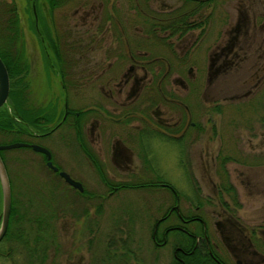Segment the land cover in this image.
Returning a JSON list of instances; mask_svg holds the SVG:
<instances>
[{"label":"flooded vegetation","instance_id":"obj_1","mask_svg":"<svg viewBox=\"0 0 264 264\" xmlns=\"http://www.w3.org/2000/svg\"><path fill=\"white\" fill-rule=\"evenodd\" d=\"M20 1L21 7L9 8H15L10 15L17 13L21 35L24 117L15 115L6 97L4 113L20 126L4 131L22 134L18 141L31 150L35 143L28 139L43 137L51 144L56 131L85 175L63 171L52 152L37 144L48 156L34 150L40 153L36 165L57 179L48 182L56 194L38 183L29 187L26 179L13 190L6 172L14 213L43 221L64 206L74 215V191L99 196L85 187L102 188L106 196L164 189L151 240L162 245L172 236L177 264H264V208L260 225L243 228L232 207L237 188L264 185L263 153L252 154L242 144L253 140L262 149L264 129L237 132L243 124L253 129L244 116L238 124L227 118L220 132L213 116L220 111L218 100L264 90V0H237L235 6L221 0L228 11L214 0ZM33 44L35 68L28 46ZM258 120L264 124V117ZM171 147L187 190L177 189L158 164L156 155H167ZM140 171L151 178L140 179ZM211 202L216 237L204 220ZM49 203L54 211L44 213L41 207Z\"/></svg>","mask_w":264,"mask_h":264},{"label":"rangeland","instance_id":"obj_2","mask_svg":"<svg viewBox=\"0 0 264 264\" xmlns=\"http://www.w3.org/2000/svg\"><path fill=\"white\" fill-rule=\"evenodd\" d=\"M214 1V5H219L220 10L228 11L226 2ZM12 3L17 7L22 6L20 0H0V36L6 32L3 23V11ZM231 4L235 6L237 0H231ZM27 38L34 41L29 32H27ZM28 46L29 56L33 62V68H35L36 49L34 44ZM228 101L231 100L227 98L218 100L220 111L213 115L219 119L217 121L220 123V132H222L223 123L226 122L227 118L237 121L238 124L243 121L244 116H250L248 119H251L249 121L252 122L253 129L243 124L238 126L239 131L237 132L258 133L264 129V124L259 125L258 120L264 117V90L257 93L253 92L237 101H231V106L228 105ZM234 107L238 108L235 109ZM234 125L229 126L230 131ZM57 134L56 131L51 134L53 136L51 144L43 137H31L28 140L48 148L52 152V162L59 164L63 171L73 177L77 178L79 174L84 178L85 172L75 163L69 151L62 146ZM21 136L23 135L19 133L14 134L0 130V144L22 140ZM251 142L254 141L248 140L247 143L245 141L241 143L248 152L252 154L260 152L263 153L264 157V147L262 149L254 147ZM170 149L172 151L167 155H156L158 164L164 169V175L167 179L177 189L187 190L188 186L174 166L175 152L172 147ZM2 153V160L13 190L20 185L21 179H26L29 187L38 183L44 192L47 193L51 190L56 194V191L48 187V182L57 179L50 176L45 168L36 165L40 161L38 151L17 146L5 148ZM8 157L12 160L7 159ZM139 176L140 179H146L151 178L152 175L148 174L147 176L140 171ZM82 180L86 185L87 179ZM85 190L99 193V196L86 197V195L74 191L76 194L71 196L74 198L72 205L70 204L74 215H69L64 206L56 207L57 210L59 208L60 212L57 217H48L43 221L22 219L21 214L13 213L15 224L14 226L12 224V236L4 237L0 241V264H29L31 260L29 257L32 255V249L29 247L33 245L32 238L37 236H40L45 251L44 264H124L125 262L126 264H173V237L167 236L162 245H155L151 240V227L154 219L164 209L165 203L161 195L165 193L164 189L156 191L146 188L139 190L123 189L111 196H106L102 188L85 187ZM237 190L236 204L232 203L237 223L243 228L260 225L264 208V185L243 186ZM210 204L204 220L207 232L215 236L217 235V227L213 221L216 215L211 212L214 202ZM41 209L44 213L47 209L54 211L50 203L43 205ZM13 212H16L15 204L13 205ZM165 223L163 221L158 225L159 232L157 235L159 239ZM41 254L42 251L39 255ZM124 256H126V260ZM123 257L124 261H122ZM37 264L39 263L37 262Z\"/></svg>","mask_w":264,"mask_h":264},{"label":"trees","instance_id":"obj_3","mask_svg":"<svg viewBox=\"0 0 264 264\" xmlns=\"http://www.w3.org/2000/svg\"><path fill=\"white\" fill-rule=\"evenodd\" d=\"M10 6H15L13 3ZM36 6V5H35ZM9 8L7 6L5 10L3 11V23L5 24V34L0 36V58L2 62L4 63V66L7 71L8 75V94H7V100L11 103L14 113L19 118L24 117V115L21 114V111H23V92H22V86L25 85L24 81V59H23V52L21 49V43L19 41L20 35V28L19 23L17 20V13H13V19L12 15H10V12L12 10H15V8ZM13 8V9H12ZM31 5L28 3L27 9L30 12ZM37 9V7H35ZM12 23V25H9ZM7 28H9L12 33L10 34L7 31ZM15 101V102H14ZM5 110V104L0 106V130H9L11 128H15L16 126H20L18 122L14 119V117L11 118V116H7L4 113ZM21 114V116H20ZM3 149H0V156L3 158ZM13 205H11L9 209V215H8V221L7 226L5 229V232L0 239V241L7 236H12V224L14 226L15 224V218L13 214ZM34 231V230H33ZM40 236L32 238L33 245H31L29 248L32 249V255L29 257L30 263L29 264H44V254L45 251L42 247V242L40 240ZM40 251H42V254L39 255ZM34 252V253H33ZM125 260L127 259L126 256ZM124 257L123 260L124 261ZM172 263H177L172 257ZM126 264V262L124 263Z\"/></svg>","mask_w":264,"mask_h":264},{"label":"water","instance_id":"obj_4","mask_svg":"<svg viewBox=\"0 0 264 264\" xmlns=\"http://www.w3.org/2000/svg\"><path fill=\"white\" fill-rule=\"evenodd\" d=\"M8 93V75L6 68L4 66V63L2 62L0 58V105L3 104V102L6 100ZM25 144L24 142L21 141H14L6 144H0V149H5V148H10V147H17ZM31 147L34 150H42L45 153L47 151L37 145V144H30ZM48 156V153H47ZM47 165L55 169V166H52L49 161H47ZM60 174L71 184L76 186L77 188L81 189L79 183L77 181H74L68 177L67 174L64 172H60ZM0 239L3 236L6 226H7V221H8V215H9V208H10V188H9V181L8 177L6 174V170L3 164V161L0 157Z\"/></svg>","mask_w":264,"mask_h":264},{"label":"bare ground","instance_id":"obj_5","mask_svg":"<svg viewBox=\"0 0 264 264\" xmlns=\"http://www.w3.org/2000/svg\"><path fill=\"white\" fill-rule=\"evenodd\" d=\"M15 102V101H14ZM176 160V159H175Z\"/></svg>","mask_w":264,"mask_h":264}]
</instances>
